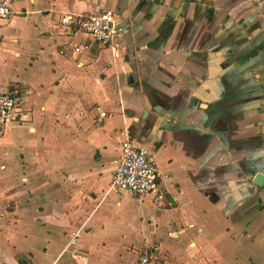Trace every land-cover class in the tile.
Returning a JSON list of instances; mask_svg holds the SVG:
<instances>
[{"label":"crops","instance_id":"0c3cea01","mask_svg":"<svg viewBox=\"0 0 264 264\" xmlns=\"http://www.w3.org/2000/svg\"><path fill=\"white\" fill-rule=\"evenodd\" d=\"M0 264H264V0H11ZM111 9L117 49L64 17ZM78 49H75V48ZM165 193L111 187L120 142Z\"/></svg>","mask_w":264,"mask_h":264},{"label":"built area","instance_id":"2783aa9c","mask_svg":"<svg viewBox=\"0 0 264 264\" xmlns=\"http://www.w3.org/2000/svg\"><path fill=\"white\" fill-rule=\"evenodd\" d=\"M14 14L12 1L0 0V21H8ZM61 24L68 33L77 28L95 41L114 49L119 48L120 36L124 30V27L117 23L115 13L111 9L87 13L78 19L67 16L62 18ZM23 109V100L17 91L0 92V129L16 119ZM110 185L136 198L152 194L157 205L165 198L153 154L148 148L139 146L128 138L120 142V155ZM154 257L152 249H144L139 262L148 264Z\"/></svg>","mask_w":264,"mask_h":264},{"label":"water","instance_id":"95a60500","mask_svg":"<svg viewBox=\"0 0 264 264\" xmlns=\"http://www.w3.org/2000/svg\"><path fill=\"white\" fill-rule=\"evenodd\" d=\"M252 180L256 186H262L264 183V174L262 172H257Z\"/></svg>","mask_w":264,"mask_h":264},{"label":"trees","instance_id":"16d2710c","mask_svg":"<svg viewBox=\"0 0 264 264\" xmlns=\"http://www.w3.org/2000/svg\"><path fill=\"white\" fill-rule=\"evenodd\" d=\"M19 262H20V264H25L22 260H20Z\"/></svg>","mask_w":264,"mask_h":264}]
</instances>
